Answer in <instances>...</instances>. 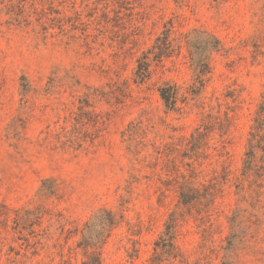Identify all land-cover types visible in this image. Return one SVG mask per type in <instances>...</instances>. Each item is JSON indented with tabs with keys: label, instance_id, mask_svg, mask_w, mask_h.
Returning <instances> with one entry per match:
<instances>
[{
	"label": "rangeland",
	"instance_id": "1",
	"mask_svg": "<svg viewBox=\"0 0 264 264\" xmlns=\"http://www.w3.org/2000/svg\"><path fill=\"white\" fill-rule=\"evenodd\" d=\"M194 29L222 49L170 111ZM165 35L181 50L137 82ZM263 103L264 0H0V264H264V168L244 175Z\"/></svg>",
	"mask_w": 264,
	"mask_h": 264
},
{
	"label": "trees",
	"instance_id": "2",
	"mask_svg": "<svg viewBox=\"0 0 264 264\" xmlns=\"http://www.w3.org/2000/svg\"><path fill=\"white\" fill-rule=\"evenodd\" d=\"M169 35L159 37L152 50L138 61V68L136 71V80L139 83H144L150 79L151 66L153 62L161 63L164 58L173 57L178 50H181L182 44L174 43ZM184 45L187 47L191 66L194 72L193 84L185 92H181V88L176 84L165 81L157 89V92L164 103L165 107L170 111H176L179 104H186L189 99L200 97L206 85V79L211 74V57L219 53L222 49L220 40L203 29H194L193 31L184 34ZM152 56V57H151ZM256 125L250 133L249 150L246 153V161L244 167V175H248L251 171L256 173L264 168V103L260 107L258 116L255 120ZM202 134L197 131L192 135V147L197 148L199 138ZM260 152H263L261 159L258 158ZM261 163V164H260ZM181 200L183 204H190L195 200L186 193H181ZM99 223H101L100 220ZM103 225H89L87 228L91 231L96 227L102 228ZM176 221H170L166 227V231L155 244L156 252L161 250L160 254L167 258H175V239L177 236ZM97 235L86 236V248L97 247ZM84 264H102L98 254H94L91 260Z\"/></svg>",
	"mask_w": 264,
	"mask_h": 264
}]
</instances>
